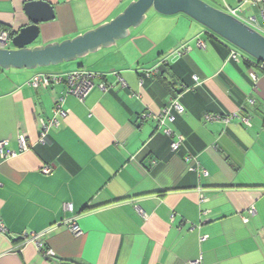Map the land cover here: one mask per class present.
Wrapping results in <instances>:
<instances>
[{"label":"crops","instance_id":"1","mask_svg":"<svg viewBox=\"0 0 264 264\" xmlns=\"http://www.w3.org/2000/svg\"><path fill=\"white\" fill-rule=\"evenodd\" d=\"M31 1L0 0V32L28 25ZM41 1L54 17L33 46L94 29L132 0ZM203 1L261 24L250 0ZM232 51L189 17L151 9L127 38L75 62L0 69V142L15 153L0 159V264H264V65L239 54L236 63ZM75 69L98 74L83 101L62 84H27ZM174 100L183 111L171 122L163 111ZM31 233L50 257L23 238Z\"/></svg>","mask_w":264,"mask_h":264},{"label":"water","instance_id":"2","mask_svg":"<svg viewBox=\"0 0 264 264\" xmlns=\"http://www.w3.org/2000/svg\"><path fill=\"white\" fill-rule=\"evenodd\" d=\"M164 16L183 14L223 39L256 62L264 64V35L230 13L216 9L203 0H132L110 21L61 42L33 46L39 24L52 20V7L44 1L25 3L29 24L16 33L9 32L0 48V69H46L75 62L101 48H109L130 34L145 19L149 10Z\"/></svg>","mask_w":264,"mask_h":264},{"label":"built area","instance_id":"3","mask_svg":"<svg viewBox=\"0 0 264 264\" xmlns=\"http://www.w3.org/2000/svg\"><path fill=\"white\" fill-rule=\"evenodd\" d=\"M243 2H246L247 0H241ZM251 3L256 6L259 10L260 18H261V24H258L255 18H250V23L249 24L252 28L257 30L258 32L262 33L264 35V0H250ZM229 13L233 16L236 17V10H229ZM9 39V32L2 31L0 32V48L3 47L5 48V44ZM200 44V43H199ZM182 54V51H176V56H180ZM229 59L239 63L240 62V57L237 53L232 51L229 55ZM264 65V64H263ZM260 68H263L261 65ZM158 72V69H150L145 72V76L148 77L150 75H155ZM98 74L89 72L84 69H75L71 70L68 72H63V73H52V72H45V71H39L35 73L27 82V84L34 88V89H47L49 87H53L56 85H64L66 88V93L77 98L79 101H83L85 97L89 94L91 89L94 86V78L97 77ZM100 87L105 90L106 87L103 85H100ZM252 104V101L250 102ZM172 111H174L177 114H181L183 111V108L181 105L176 101H172L167 108L163 111V115L168 118L171 122L174 120V115L172 114ZM55 115H59L64 117L66 115V112L63 110L59 109V106L57 105L54 110ZM162 116V113H160L159 118ZM237 117L236 115H234ZM155 118V116H154ZM156 118H158L156 116ZM228 117L227 119H229ZM209 120H214L217 119V117H208ZM240 121L246 125L250 126L248 118H241ZM58 127L59 126V121L56 118H53L48 124L42 123L41 122V133H40V142H43L45 132L48 129V127ZM165 134L171 136L172 133L170 130H164ZM182 137H177L175 141H173L170 145L171 150L173 152L177 151L180 144H181ZM18 143L21 148L25 149V137L23 135L18 136ZM5 142H0V159H8L13 156H15V153L11 151H5ZM44 174H49L51 172V168L48 166H45L41 170ZM204 174L205 171H202ZM67 210H69V207H66ZM252 213V211H250ZM244 222L247 221V219H243ZM69 230L71 233L75 236H78L81 234V231L79 227L77 226L76 222H72L68 225ZM7 229L5 225L3 224L2 220L0 219V233H6ZM23 238L30 243H34L37 250H39L43 255L45 256H51L53 253L47 249L44 244L41 242V237L39 235H35L33 233L31 234H24ZM188 264H200L199 260L189 262Z\"/></svg>","mask_w":264,"mask_h":264},{"label":"rangeland","instance_id":"4","mask_svg":"<svg viewBox=\"0 0 264 264\" xmlns=\"http://www.w3.org/2000/svg\"><path fill=\"white\" fill-rule=\"evenodd\" d=\"M236 51L238 52V54L239 55H243L244 57L246 56L245 54H243L241 51H239L238 49H236ZM57 66H60V65H57ZM57 66H51V67H48V68H46V69H51V68H55V67H57ZM41 70H44V69H41Z\"/></svg>","mask_w":264,"mask_h":264},{"label":"trees","instance_id":"5","mask_svg":"<svg viewBox=\"0 0 264 264\" xmlns=\"http://www.w3.org/2000/svg\"><path fill=\"white\" fill-rule=\"evenodd\" d=\"M6 31V30H5ZM9 32V31H8ZM162 64V63H161ZM261 66V65H260ZM264 70V69H263Z\"/></svg>","mask_w":264,"mask_h":264},{"label":"flooded vegetation","instance_id":"6","mask_svg":"<svg viewBox=\"0 0 264 264\" xmlns=\"http://www.w3.org/2000/svg\"><path fill=\"white\" fill-rule=\"evenodd\" d=\"M5 32H8V31H5Z\"/></svg>","mask_w":264,"mask_h":264}]
</instances>
